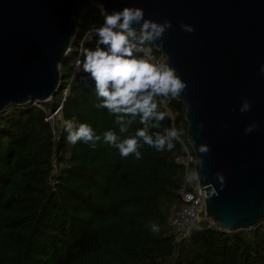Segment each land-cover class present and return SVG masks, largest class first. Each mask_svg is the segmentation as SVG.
<instances>
[{
    "label": "trees",
    "instance_id": "16d2710c",
    "mask_svg": "<svg viewBox=\"0 0 264 264\" xmlns=\"http://www.w3.org/2000/svg\"><path fill=\"white\" fill-rule=\"evenodd\" d=\"M102 22L97 5L83 12L50 100L0 114V264H264V221L234 232L203 224L183 240L169 227L185 188L181 143L188 145L186 108L176 99L160 103L166 118L150 130L181 132L171 152L142 145L141 159L122 158L102 142L95 149L68 143L67 120L88 124L97 135L118 133L114 117L96 107L94 82L76 66L85 31ZM142 127L137 119L123 138ZM153 223L159 233L151 231Z\"/></svg>",
    "mask_w": 264,
    "mask_h": 264
},
{
    "label": "water",
    "instance_id": "95a60500",
    "mask_svg": "<svg viewBox=\"0 0 264 264\" xmlns=\"http://www.w3.org/2000/svg\"><path fill=\"white\" fill-rule=\"evenodd\" d=\"M95 3L108 13L139 7L146 19L171 21L163 44L152 45L187 84L176 100L186 108L194 160L200 154L191 138L210 149L200 170L208 179L197 182L205 217L224 232L257 227L264 221V0H0V114L57 93L56 64L62 66L69 38ZM245 98L251 110L241 113ZM252 122L257 129L245 134ZM216 173L224 176L223 188ZM209 184L218 195L208 198Z\"/></svg>",
    "mask_w": 264,
    "mask_h": 264
},
{
    "label": "clouds",
    "instance_id": "9594fccd",
    "mask_svg": "<svg viewBox=\"0 0 264 264\" xmlns=\"http://www.w3.org/2000/svg\"><path fill=\"white\" fill-rule=\"evenodd\" d=\"M97 7L103 22L99 27L93 25L85 31L80 41L83 60L78 59L76 64L94 82L95 95L100 100L96 107L106 109L114 117L119 134L108 130L97 135L90 125L81 123L77 126L73 120H67L64 122V131L67 132L68 143L75 145L83 142L95 149L102 142L117 149L122 158L134 156L141 159L139 149L142 145L154 148L157 152H171L181 132L174 127L166 128L162 133L150 131L160 128L166 118V113L159 110L160 103L169 98L178 99L187 88L186 82L174 68L163 62H155L151 55L150 45L157 41L163 44L165 34L172 28L171 21L146 19L144 10L139 7H124L111 13L106 12L102 3H98ZM180 28L187 33L195 31L186 24H181ZM69 39H75V36ZM93 41L94 48L83 47L86 42ZM60 67L61 64L57 63L56 68ZM260 73L264 75V64L260 66ZM250 110V102L247 98L243 99L239 111L246 113ZM137 119L143 127L137 129L133 136L123 138ZM257 127L252 122L245 127L244 132L251 133ZM197 128L203 130V123L197 124ZM190 142L200 155L194 160L196 169L185 176L189 184L208 179L207 176H201L200 170L205 164L203 157L210 151L207 145H197L195 139L191 138ZM216 180L223 188L224 176L216 173ZM208 188L211 189L207 192L208 198L218 195L213 185L209 184ZM151 231L159 233L160 226L153 223Z\"/></svg>",
    "mask_w": 264,
    "mask_h": 264
},
{
    "label": "built area",
    "instance_id": "2783aa9c",
    "mask_svg": "<svg viewBox=\"0 0 264 264\" xmlns=\"http://www.w3.org/2000/svg\"><path fill=\"white\" fill-rule=\"evenodd\" d=\"M152 55V54H151ZM155 62H163L165 60L155 55ZM77 66V64H76ZM60 108L51 113L46 120L53 121L57 116ZM183 148V156L179 158L180 164L184 169V181L186 174L191 171V164L194 162V154L189 145L181 143ZM194 170V169H193ZM181 204L180 207H174L169 217V227L178 240H183L190 236L191 233L200 230L204 224L207 228H216V226L205 217V191L199 188L198 184H189L185 181V188L180 191ZM199 209L202 210V222H198L197 214ZM217 229V228H216Z\"/></svg>",
    "mask_w": 264,
    "mask_h": 264
},
{
    "label": "rangeland",
    "instance_id": "374dc122",
    "mask_svg": "<svg viewBox=\"0 0 264 264\" xmlns=\"http://www.w3.org/2000/svg\"><path fill=\"white\" fill-rule=\"evenodd\" d=\"M95 4H97V3H95ZM65 69H66V67L63 68L64 71H65ZM193 184L196 185L197 182H194ZM197 220H198V222H202V220H203V218H202V210L201 209H199V211H198Z\"/></svg>",
    "mask_w": 264,
    "mask_h": 264
}]
</instances>
